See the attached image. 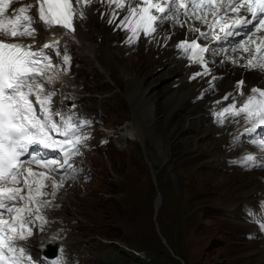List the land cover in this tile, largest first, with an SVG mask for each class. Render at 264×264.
Masks as SVG:
<instances>
[{
    "label": "snow or ice",
    "instance_id": "obj_1",
    "mask_svg": "<svg viewBox=\"0 0 264 264\" xmlns=\"http://www.w3.org/2000/svg\"><path fill=\"white\" fill-rule=\"evenodd\" d=\"M15 2L0 0V264H36L19 241L33 235L37 220L43 230L47 220L41 209L51 206V200L39 199L49 195L43 191L49 186L45 181L51 178L56 189L65 176L78 174L74 158L89 139L84 127L91 126L71 109L65 114L51 107L57 93L45 86L71 60L66 44L61 54L63 35L53 29L75 33L88 19V8L100 4V19L123 31L129 46L143 38L146 44L170 46L187 67L199 66L189 79L208 78L196 97L200 100L219 91L217 81L223 77L215 74L217 65L264 75V0H27L13 7ZM36 25L49 34L39 47L22 39L34 41ZM177 29L183 36L173 41ZM54 56L61 57L59 64L52 63ZM210 112L219 127L232 126V146L247 143L257 150L245 151L233 163L264 168V86L248 85L241 72L231 89L211 102ZM248 214L255 217L251 210ZM58 252L51 264H65L64 249Z\"/></svg>",
    "mask_w": 264,
    "mask_h": 264
},
{
    "label": "rangeland",
    "instance_id": "obj_2",
    "mask_svg": "<svg viewBox=\"0 0 264 264\" xmlns=\"http://www.w3.org/2000/svg\"><path fill=\"white\" fill-rule=\"evenodd\" d=\"M147 54L140 47L131 50L126 62L133 67L144 62ZM83 70L84 65L72 78L81 76ZM90 74L86 72L84 85L76 88L83 97L80 109L104 121L110 144L96 147L87 156L89 183L72 178L69 186L52 190L64 197L53 215L64 219L61 226L71 256L65 264H138L126 255L128 251L140 259L151 252L160 264H261L256 254L248 253L254 240L246 238L249 228L239 232L243 229L240 216L247 209L231 208L235 217L230 208L221 205H236L230 198L239 197L233 184L240 172L215 169L213 164L222 166L224 161L213 162L201 154L213 149L226 153L225 144L216 147L211 139L199 136L196 143L188 145L171 135L158 147L146 141L148 150L138 137L116 144L113 136L120 135L118 130L131 120L126 98L113 83L99 79V73ZM93 83H103V87ZM113 92L120 95L112 96ZM108 98L116 103H109ZM173 121L165 123L167 135ZM232 148L235 155V146ZM157 197L160 205L155 210ZM161 247L163 254L158 251Z\"/></svg>",
    "mask_w": 264,
    "mask_h": 264
},
{
    "label": "bare ground",
    "instance_id": "obj_3",
    "mask_svg": "<svg viewBox=\"0 0 264 264\" xmlns=\"http://www.w3.org/2000/svg\"><path fill=\"white\" fill-rule=\"evenodd\" d=\"M97 9L104 10L100 4H93L88 8V19L81 22L75 33L67 30L55 31L57 35H63L61 43L67 45L72 57V65L67 73H55L57 78L54 86L59 87L58 92L63 96L73 94L75 97H80V91L76 88L84 85L81 83L82 79H85L86 72L99 73V79H103L104 83L107 81L113 83L116 89L125 96L130 111L131 120L127 126H124V123L123 128L118 130L121 134L113 136L116 138V144H122L130 136L138 137L148 150L146 141L158 147L162 143L161 141L168 139L170 135L171 139L186 142L188 145L196 143L199 136L203 139H211L216 143V147L225 144L226 153L218 154L214 149L209 153L201 152V154L213 158V162H215L214 160L218 163L224 161L222 166L213 164L215 169H232L234 172H240L236 175L237 179L233 184V190L239 193V197L230 198L236 205H240L236 206L229 202L221 205L230 209L243 208L250 207L258 201H264V189H261L264 188V169L260 168L263 170L258 172L253 170L243 172L239 170L241 168L237 164L233 163L245 151H256L247 143H242L239 147L235 146L236 153L234 155L229 136V132L233 130L232 126H227L226 129L219 127L213 122L210 112L211 102L219 98L225 91L230 90L232 83L240 78L241 72H244L246 83L256 87L264 86V75L245 72L243 69L234 68L229 64L217 65L214 72L223 77L217 81L219 91L215 94H205L203 99L198 100L196 97L200 90L207 86L205 80L208 78L197 77L195 80H190L189 74L197 71L199 66L187 67V61L178 58L170 46L160 48L154 44H146L143 38L139 43L129 46L125 43V33L119 30L113 31L115 26H110L101 20ZM39 32V36L45 35L44 39L47 40L48 32L43 28H40ZM182 36L183 30L177 29V35L173 37V41L182 38ZM171 43L172 41H169V45ZM139 47L148 51L149 54L145 56L144 62L136 63L131 67L126 62L129 59L128 55L131 50H136ZM83 65L84 70L80 72L81 76L73 79L72 75ZM164 78H168V80L165 82ZM176 79L178 81H175ZM97 80L94 81L97 82ZM102 84L93 83V86L103 87ZM88 92L90 91L85 93ZM115 94L120 95L118 92H113L112 96ZM118 107L120 108V106ZM170 119L174 120L172 122L173 129L167 135L165 123ZM164 144H166L165 141ZM149 152L151 153L150 150ZM151 155L154 157L153 153ZM69 182H64L63 185L69 186ZM45 183L49 187L43 188V191L49 195L39 197V199L51 200V204L57 207L62 202L60 200L64 199L61 197L63 193L55 194V198H52V179H47ZM229 211L235 213L234 209ZM43 212L46 217L51 214L46 209ZM239 225L243 228L239 232H242L245 226L252 232L251 226L242 222H239ZM44 243L45 240L35 241L31 244L34 245L33 249L36 251ZM248 253L256 254L260 263L264 264V237L257 236L251 241Z\"/></svg>",
    "mask_w": 264,
    "mask_h": 264
},
{
    "label": "clouds",
    "instance_id": "obj_4",
    "mask_svg": "<svg viewBox=\"0 0 264 264\" xmlns=\"http://www.w3.org/2000/svg\"><path fill=\"white\" fill-rule=\"evenodd\" d=\"M93 151H91V152H88V153H86V156H83L82 157V159H81V162H82V171H81V173L80 174H78L79 176H78V179H76V180H80L81 182H84V183H89L90 182V179H91V177H90V174H89V166L87 165V162H86V158H87V156H89V154L90 153H92ZM51 179V178H50ZM69 181H72V180H69ZM69 181H64V182H69ZM49 187V186H48ZM48 187H45V188H48ZM51 205H53L50 209H49V211L51 212V214L47 217V219H50V221H51V225L52 226H50V228H49V230H51V231H55V228L56 227H60V228H63V227H61V226H59L63 221H64V219H62V218H58V219H56V217L53 215V213L55 212V207H56V205H54V204H51ZM58 211H60V209H58ZM45 239H44V235L43 236H41V237H39L38 239H36V240H30L28 243H33V242H35V241H39V242H41V241H44ZM51 240V238L49 239V241ZM48 241V242H49ZM64 241V240H63ZM63 241H61V242H63ZM46 240H45V243L41 246V247H44L47 243H48ZM65 244H66V241H65ZM32 245V244H31ZM32 246H34V245H32ZM126 253V255L129 257V258H131L132 259V256L131 255H135V256H137V257H139L137 254H134V253H132V252H130V251H128V252H125ZM114 259H110V261H113Z\"/></svg>",
    "mask_w": 264,
    "mask_h": 264
},
{
    "label": "trees",
    "instance_id": "obj_5",
    "mask_svg": "<svg viewBox=\"0 0 264 264\" xmlns=\"http://www.w3.org/2000/svg\"><path fill=\"white\" fill-rule=\"evenodd\" d=\"M158 251L160 252V254H163L165 253V250L161 247L158 249ZM148 255V256H147ZM147 255L146 257H143V258H138L137 256L135 255H131L132 258L136 261H138V264H160L158 259L156 258H153L154 256H152V253L151 252H147ZM152 256V257H151Z\"/></svg>",
    "mask_w": 264,
    "mask_h": 264
},
{
    "label": "water",
    "instance_id": "obj_6",
    "mask_svg": "<svg viewBox=\"0 0 264 264\" xmlns=\"http://www.w3.org/2000/svg\"><path fill=\"white\" fill-rule=\"evenodd\" d=\"M159 205H160V199H159V197H157V200H156V203H155V210L158 209Z\"/></svg>",
    "mask_w": 264,
    "mask_h": 264
}]
</instances>
